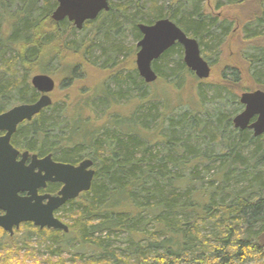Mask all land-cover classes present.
I'll list each match as a JSON object with an SVG mask.
<instances>
[{
  "label": "trees",
  "instance_id": "16d2710c",
  "mask_svg": "<svg viewBox=\"0 0 264 264\" xmlns=\"http://www.w3.org/2000/svg\"><path fill=\"white\" fill-rule=\"evenodd\" d=\"M209 2L210 10L221 15L206 13ZM109 4L110 10L95 20L99 31L118 34L115 20L120 19L138 41L139 24L169 19L197 40L200 52L211 49L219 58L238 29L245 42L240 56L253 84L264 91V0ZM56 6L55 0H0V114L38 100L40 94L30 84L34 75L60 70L70 82L83 76L81 61L101 65L109 75L87 102L72 109H43L31 123L19 126L11 141L20 150L51 154L61 163L90 159L95 176L88 192L56 212L69 207L64 217L55 215L70 221L67 233L31 224L13 235L0 230V264H27L23 250L32 236L46 237V264H264V136L235 129L233 117L222 112L196 117L198 111L191 109L171 117L177 107L157 95L154 83L143 82L136 67L122 74L128 50L108 37L97 59L88 42L75 47L66 37L72 24L51 20ZM207 39L212 46L203 43ZM177 46L153 62L157 81L176 88L182 79L203 82L186 68L183 50L174 53ZM172 54H178L175 66L169 63ZM222 81L239 84L241 73L226 65ZM123 99L136 105L128 116L112 112ZM145 103L159 107L136 117ZM72 236L76 242L64 245ZM119 236L124 238L120 247L111 250ZM75 244L94 248L99 256L85 262L65 257L64 248Z\"/></svg>",
  "mask_w": 264,
  "mask_h": 264
},
{
  "label": "water",
  "instance_id": "95a60500",
  "mask_svg": "<svg viewBox=\"0 0 264 264\" xmlns=\"http://www.w3.org/2000/svg\"><path fill=\"white\" fill-rule=\"evenodd\" d=\"M56 8L51 14L55 23L67 21L80 31L87 22L110 10L108 0H55ZM142 37L137 43L135 67L139 78L146 84L157 81L152 68L165 52L178 45L183 49V63L194 76L204 81L209 79L211 68L201 56L196 39L186 35L169 19H160L151 25L139 24ZM31 86L40 94L32 104H20L0 114V229L9 235L13 228L31 223L40 230H56L67 233L68 227L54 215L67 202L88 192L95 176L93 162L84 159L78 165L55 162L51 155L38 159L31 157L25 166L28 152L19 154L11 145V137L17 127L31 121L43 109L50 107V93L55 88L54 80L45 74L31 78ZM239 103L243 111L233 118V126L240 131L250 130L254 137L264 136V91L256 90L241 94ZM20 155V160H17ZM37 170V172L35 171ZM46 183H60L62 188L57 196L38 195ZM25 193V196L20 194ZM46 201V202H45Z\"/></svg>",
  "mask_w": 264,
  "mask_h": 264
},
{
  "label": "rangeland",
  "instance_id": "374dc122",
  "mask_svg": "<svg viewBox=\"0 0 264 264\" xmlns=\"http://www.w3.org/2000/svg\"><path fill=\"white\" fill-rule=\"evenodd\" d=\"M108 1L112 3L118 2V0ZM210 7L211 4L209 2V5L206 6L207 10L209 9V12L207 10L205 11L206 13H209L210 16L221 15V12H216L213 8H211L210 10ZM115 22L118 28V34L114 31V29H104L102 31H99L96 28L97 22L95 21L93 23L91 22L87 27L86 25H84L80 31L76 30L73 27V32L69 33L66 37L67 41L74 44L75 47H79L81 43L88 42L89 48L92 49V54L95 59L98 58L100 46L104 45L103 43L104 41H106L105 37H108L109 42L120 44L122 47L128 50L126 55L127 60L124 57L125 68H121L125 69L122 73L125 76L128 75L129 71L131 70L130 68H132V70L133 68H135V56L138 52L136 45L140 40L136 41V39L134 38V32H132L131 28L127 24L121 25L120 19H116ZM203 43H207V46H212L211 42H209L208 39L204 40ZM244 44L245 42L242 40L239 30L236 29L228 38L226 45L224 46L221 58L212 55L211 49L205 48L204 53H202V50L201 56L209 64L211 68V74L209 79L204 80L199 84L193 78H188L187 80L182 79V82H180L178 88L164 83L163 80H158L157 82H155L153 86L157 91V95H159L160 98H162L164 101H167L171 107H177L171 117H180L184 113L189 112L191 109L198 111L196 117H215V114L217 112L231 115L233 118L239 115L244 108L239 103L241 94L260 90L253 84L247 72V66L240 56V50L243 49L242 47L244 46ZM97 47L98 49H96ZM180 50H183L182 47L177 46L174 53H177L178 51L180 52ZM171 56L173 57L170 58L169 63L175 66L178 61V54H172ZM181 58L183 60V52ZM81 64L82 65L80 66V68L83 72V76L81 78H73L70 82L67 80L64 81L65 76L61 74L60 70L57 72H53L51 75H48L55 82V88L49 95L52 101V105H56L59 107H63V105H65L72 109L73 105L75 104L77 105L82 104L83 102H87V100L91 98L89 96L92 95L94 90L97 89V87H99L109 75V71L102 70L101 65L92 67L88 64L84 65L85 63L82 61ZM226 65L236 67L240 71L241 81L239 84H234L232 82L223 83L222 70H224ZM109 87H111L110 89L112 90L115 89V86L113 84H110ZM225 88L226 90H224ZM227 89L229 90V92ZM243 89L246 90L243 91ZM119 103L120 104L118 106H115L112 109V112H117L120 115L128 116L132 114L134 109L136 110L134 101L131 103H127V100L123 99ZM153 105L159 107L158 104H143L142 107L139 108V112L136 114V117H141V115L147 114L148 110H150L151 106ZM52 116L55 122L57 117H55V115L53 114ZM104 120L105 119L100 121L99 124L104 122ZM68 208L69 207L67 206L63 207L59 213H56V216L64 217L62 213ZM60 221L66 226L70 223V221L66 218H63ZM32 237V242L28 243V247H25L23 250V252H27L28 255L27 264H46V262L44 261H46L50 257V250L47 249L48 244L45 243L46 237ZM121 239L124 238L119 236L116 242H113L111 244V250H116L117 247H120ZM74 242H76L74 236L65 238L63 240L64 245L67 244V246L71 245ZM64 249H66V252L64 254L65 257H81L82 262H85L88 258L95 260L99 256L98 250L89 247L81 248L76 244L70 249H68V247ZM56 259L58 258H54V260Z\"/></svg>",
  "mask_w": 264,
  "mask_h": 264
},
{
  "label": "flooded vegetation",
  "instance_id": "af4514ba",
  "mask_svg": "<svg viewBox=\"0 0 264 264\" xmlns=\"http://www.w3.org/2000/svg\"><path fill=\"white\" fill-rule=\"evenodd\" d=\"M34 119V118H33ZM32 119V120H33ZM32 120L31 121H25V122H23V123H21L19 126H22V125H25V124H27V123H31L32 122ZM18 126V127H19ZM18 127H17V129H18ZM17 131V130H16ZM16 133V132H15ZM4 135V133H0V136H3ZM15 135V134H14ZM13 135V136H14ZM13 136L11 137V141H12V139H13ZM11 145L13 146V144L11 143ZM14 147V146H13ZM16 150H18V152H19V154L21 155V154H23L24 152H28V158H27V161H26V163H25V166H29V164H30V162H31V157L33 156V155H36L37 156V158L38 159H43L44 157H46V156H48V155H51V154H47V155H39L38 153H32V152H29V151H27V150H20L19 148H17V147H14ZM20 155L18 156V158H17V160H20ZM52 157V156H51ZM52 159H53V157H52ZM54 160V159H53ZM55 161V160H54ZM83 161V160H82ZM55 162H57V161H55ZM81 162V161H80ZM80 162H78L77 164H73V165H78ZM36 172H37V170H35ZM51 187H53V188H55V189H53V190H49ZM62 188V184H60V183H46V187L44 188V189H39L38 190V195H40V196H42V195H50V196H57L58 195V192L60 191V189ZM21 196H25L26 194L25 193H23V194H20ZM46 202V201H45ZM57 212V211H56ZM56 212L54 213V215H56ZM0 215H3V212H1L0 211ZM56 217V216H55ZM27 224H31V223H26V224H21L20 226H19V228L18 229H16V228H13V233L15 232V231H18L20 228H22V227H24L25 225H27ZM34 228H36L33 224H31ZM39 229V228H38ZM0 230H2V229H0ZM3 231V230H2ZM4 232V231H3ZM6 233V232H5ZM13 235V234H12Z\"/></svg>",
  "mask_w": 264,
  "mask_h": 264
},
{
  "label": "bare ground",
  "instance_id": "6f19581e",
  "mask_svg": "<svg viewBox=\"0 0 264 264\" xmlns=\"http://www.w3.org/2000/svg\"><path fill=\"white\" fill-rule=\"evenodd\" d=\"M55 23V22H54Z\"/></svg>",
  "mask_w": 264,
  "mask_h": 264
}]
</instances>
